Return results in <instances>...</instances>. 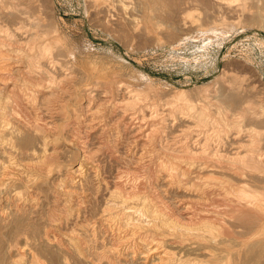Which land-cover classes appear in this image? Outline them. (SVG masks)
I'll return each mask as SVG.
<instances>
[{"label":"bare ground","instance_id":"1","mask_svg":"<svg viewBox=\"0 0 264 264\" xmlns=\"http://www.w3.org/2000/svg\"><path fill=\"white\" fill-rule=\"evenodd\" d=\"M146 1L150 12L158 9L157 0ZM179 3L166 14L172 38L187 27ZM221 3L205 0V16L220 11ZM27 12L29 2H16L2 15ZM131 17L127 23L138 27ZM23 27L0 36V264H21L5 256L6 232L17 244L25 235L17 251L30 257L29 264L38 262L34 249L61 256L60 264H103L110 256L128 264H264L259 91L241 86L242 78L224 84L217 77L216 87L188 93L179 86L170 94L180 101L158 104L151 99L156 89L132 87L115 72L101 80L78 76L73 67L63 71L65 65L48 56L53 42L32 46L38 35ZM204 27H196L198 33ZM11 42L19 56H8ZM65 91L43 115L47 95ZM109 162L117 164L114 172ZM49 201L55 206L47 210L50 226L39 235V207ZM96 248L101 251L93 253Z\"/></svg>","mask_w":264,"mask_h":264},{"label":"rangeland","instance_id":"2","mask_svg":"<svg viewBox=\"0 0 264 264\" xmlns=\"http://www.w3.org/2000/svg\"><path fill=\"white\" fill-rule=\"evenodd\" d=\"M111 1L99 0L92 4L89 0H0V36L5 37L6 32L9 33L17 26L23 25V29L38 35L32 40V46L35 42L36 45L39 44L40 41L53 42L48 56H56V60L65 65L63 71H67L68 67H73L78 76L90 73L95 76L100 75L101 80L104 76L112 75L110 72H115L113 75H118L117 78H122L128 85L131 83L132 87L139 86L138 88H141L143 86V89L146 87H148L147 89L150 87V90L156 89L155 96L151 99L158 104H166L171 100H175V103L180 101V98L175 99L174 95L170 94L179 86L189 89L188 93L196 91L194 87H204L205 85L216 87L218 83L212 82L217 77L223 78L224 84L235 78H242L241 86H253L255 90L259 91L258 96L264 102V0H245V2L242 0H221L220 11L217 7L216 11L208 10L212 12L210 17L205 16V0H182V3L178 5L184 9L180 15L187 27L180 30L181 32L176 38L169 36L166 14L167 10L177 5L178 0H157L158 9L152 12L147 8L146 0H121L122 2L119 0V7L111 4L118 0ZM16 2H29L30 12L21 13L19 16L17 14L15 18L10 19L3 17L2 14L9 12L11 4ZM123 4L127 7L133 5L130 8L135 11L129 7L126 11L127 7H124ZM121 5L125 10L121 8ZM226 5H232L235 9H227ZM22 6L21 4L20 7ZM102 6H106V8L102 10ZM127 13L128 17L133 15L131 17L132 20L134 19L133 23L138 24V27L135 26L136 29H133L135 28L133 24L127 23ZM218 18L222 19V24L219 23ZM218 20L219 22H217ZM160 23L163 25L160 26ZM215 23L217 24L215 25ZM202 26H205V30L198 33L199 30L196 27L203 28ZM206 26L209 30L206 29ZM14 45V42L7 45L9 49H12L8 52V56H19ZM66 48L70 49L72 55L67 54L69 50ZM100 68L102 69L100 70ZM78 81L82 85L84 78L78 79ZM136 83L140 85L136 86ZM69 93L65 91L61 94L47 95L46 102L44 101L41 109L43 115L49 114L58 102L59 95L66 98ZM73 102L72 99L68 100V103L66 101V106L70 107ZM163 113L166 114L168 111H163ZM171 141L165 143L168 144ZM192 141H194V137L189 142L193 145L196 140ZM60 159L68 162L67 159L70 157L64 155ZM217 163L220 166L223 165L222 162V164ZM116 167L117 164L114 162L107 163V168L112 172ZM221 171L227 175L225 170L221 169ZM224 176L223 174L220 177ZM52 204L51 201L44 202L39 207L42 215L40 220L37 219L39 235L42 234L45 227L50 226L51 221L47 218V210L51 207L55 208ZM235 230L242 231L239 227H236ZM14 235L11 232H6L5 236L2 235V240L5 243L3 245L5 256L9 260L14 259L21 264H29L30 257L21 256L17 251L19 249L17 247H21L23 244L25 235L17 236L20 244L15 242ZM236 237L240 238L237 235ZM8 248L13 251L11 256L7 254ZM98 249L101 251L100 248H96L93 253L99 252ZM33 253L38 257V262L35 264H40L41 261L45 262L42 264L61 263V256L53 259L48 253L39 249H34ZM101 260L103 264H128L114 256H110L109 259L101 258ZM70 264L79 263L71 260Z\"/></svg>","mask_w":264,"mask_h":264}]
</instances>
